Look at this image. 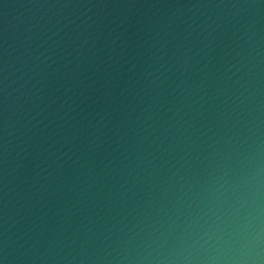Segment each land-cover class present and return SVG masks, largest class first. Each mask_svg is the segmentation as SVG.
<instances>
[{"label": "water", "instance_id": "obj_1", "mask_svg": "<svg viewBox=\"0 0 264 264\" xmlns=\"http://www.w3.org/2000/svg\"><path fill=\"white\" fill-rule=\"evenodd\" d=\"M0 264H264V0H0Z\"/></svg>", "mask_w": 264, "mask_h": 264}]
</instances>
